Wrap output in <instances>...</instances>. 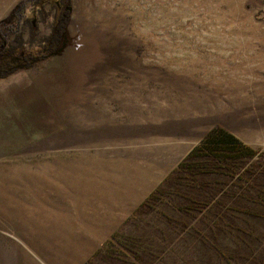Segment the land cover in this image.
I'll list each match as a JSON object with an SVG mask.
<instances>
[{
	"label": "rangeland",
	"instance_id": "obj_1",
	"mask_svg": "<svg viewBox=\"0 0 264 264\" xmlns=\"http://www.w3.org/2000/svg\"><path fill=\"white\" fill-rule=\"evenodd\" d=\"M69 3L0 77V264H264V0Z\"/></svg>",
	"mask_w": 264,
	"mask_h": 264
},
{
	"label": "trees",
	"instance_id": "obj_2",
	"mask_svg": "<svg viewBox=\"0 0 264 264\" xmlns=\"http://www.w3.org/2000/svg\"><path fill=\"white\" fill-rule=\"evenodd\" d=\"M27 3L26 12H19L17 22L25 26V36L22 29H11V18L0 21V77L6 76L19 68L34 66L50 57L62 43L65 24L69 16V0H20L14 7ZM11 11L8 16H10ZM39 23L48 28L46 33H41ZM5 26V27H4ZM238 141L229 132H220L214 136L208 135L203 141L204 147L211 157L218 158V149L226 152L235 149ZM212 151V152H211ZM191 154V153H190ZM192 162L184 161L181 168L190 169ZM162 191L161 187L157 188ZM82 264H90L84 262Z\"/></svg>",
	"mask_w": 264,
	"mask_h": 264
},
{
	"label": "crops",
	"instance_id": "obj_3",
	"mask_svg": "<svg viewBox=\"0 0 264 264\" xmlns=\"http://www.w3.org/2000/svg\"><path fill=\"white\" fill-rule=\"evenodd\" d=\"M3 1H7V0H3Z\"/></svg>",
	"mask_w": 264,
	"mask_h": 264
}]
</instances>
